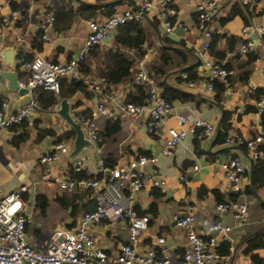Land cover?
Instances as JSON below:
<instances>
[{
  "label": "crops",
  "instance_id": "crops-1",
  "mask_svg": "<svg viewBox=\"0 0 264 264\" xmlns=\"http://www.w3.org/2000/svg\"><path fill=\"white\" fill-rule=\"evenodd\" d=\"M2 1L5 0H0V2ZM139 1L10 0L15 5L14 9L19 11V15L17 19L10 21L8 24L0 23V66L5 69L9 68L3 63L1 53L4 48L12 49L15 57L13 61L14 69L17 72L19 81L23 82L27 79V73L23 70V63H21L24 55L29 54L31 58L40 56L51 61L62 62L68 60L73 53L80 51L88 32L87 19L80 16H76L70 27L65 30L57 29L53 23L52 29L48 33V39L42 40L39 38L40 47L35 48L33 46V40L39 32L37 22L51 8L57 9L63 4L77 7L82 2L91 5L98 4L100 8L95 16L103 18L106 17L108 9H112L113 13L122 12L135 8ZM196 1L173 0L172 5L178 11L175 20L187 27L186 31L177 24L173 25L171 30L166 31L162 18L158 16L156 10L145 17L143 25L147 28L150 35L151 42L149 45L156 48V53L157 47L160 45L157 31L163 37H168L177 42L180 41L186 48L192 49L194 59L199 62L194 52L197 42L202 37V33L196 28ZM234 2L240 4V0L222 2L210 22L212 30L216 28L222 30V34L214 43L215 51L225 52L224 57L219 60L229 64L228 67L235 70V74L231 77L230 88L225 90L221 105L213 101V91H209L205 87L200 74V64L197 66L198 77L195 79L193 87H189L186 81L178 79V76L181 75L182 77L183 72L181 74L179 72H169L166 75H159L158 80L153 77L157 84L164 81L173 87L184 91H193L196 94L198 99L195 102L174 100L173 105L175 113L187 114L193 112L214 124V132L201 142H194L191 136H188L181 144L176 146L173 154L164 155L161 151L168 137V128H180L175 116L166 117L163 124L157 126L154 132L150 133L148 132V119L146 116L133 118L118 114L117 120H119L120 128L117 131L110 132L108 135L100 134V139L94 142L93 147L84 148L75 158H69L68 153L67 155H62L49 167H43L38 162V156L55 141L53 137L48 135L38 138V128H52L57 134H61L71 127L57 114L60 101L46 109L38 108L32 118L25 120L24 127L19 124L15 126V131L10 128L0 130V198L10 194L20 186L27 188V208L25 213L29 217L27 231L28 240L32 244L37 246L40 240L46 238L55 229H68L80 221L82 212L72 215L70 208H63L54 200L57 194H61L64 191L59 188L56 181L57 178L62 174V170L69 167L75 159H80L83 169L92 174L95 172L100 159L108 158L116 166L128 163L141 154H147L157 156V166L165 177V184L161 187H152L149 183H146L141 190L132 194L134 208L146 210L150 203L156 202L157 204V214L154 217L149 215V224L140 235L139 251H145L152 247L157 248L160 255H168L170 257L171 262L169 264H178L186 236L185 231L176 227L172 222V216L177 212L190 211L194 216V228L200 234L216 219H220L225 224L234 225L235 222L229 212L220 214L217 210L216 205L218 203L211 192L212 190H217L223 199L237 195L239 197L238 201H245L248 206L246 224L234 226L229 231L228 238L218 237L219 245L222 242L229 244V253L222 255L221 261L224 264H254L251 259V253L245 252L246 244L243 239L258 229L264 228V185L254 195L245 194L243 189L249 184L250 179L247 175H244L240 182V192H233L230 182L225 177L221 163L234 155H238L245 168L249 170L252 164L250 150L227 144L225 139L217 141L223 109L233 111L230 132L240 133L257 143L263 140L260 114L257 112L258 108L256 112L244 113V110L247 104L256 106L257 99L250 92L251 86L264 90V49L260 44L256 46L255 52L259 57L248 66L251 72L247 82H241L239 75L243 69L240 68V64L245 62L247 57L246 54H238L237 50L243 39L241 28L245 23L240 16H235L222 26L218 22V13L221 12L222 16H225ZM248 7L250 12L247 17L248 22L262 24L264 20V1L250 0ZM2 14L6 15L9 12L5 9ZM156 20L158 21L157 26L153 23ZM115 33L116 30L108 33L99 44V48L103 50L113 46ZM226 35H233L237 39L235 49L232 51L226 50ZM252 39L256 42V39ZM131 54L133 53L131 52ZM155 54L151 56L149 61L152 59L151 62L157 64ZM210 54L215 57L211 51ZM237 55L239 56L236 57ZM135 72L136 68H134ZM85 80L88 83V91L91 93V97L87 98L83 93L78 92L70 99L67 98L70 103V114L74 119L76 113L85 109L92 111L99 102L106 103L114 113H117L114 99L118 96L123 99L124 94L133 88L132 85H127L129 81L111 85L107 89L99 77L93 79L85 77ZM99 86L105 91L102 95L95 89ZM4 98L8 99L10 103L9 112L19 108L14 107L19 95L9 92L4 81L0 80V101ZM77 102L78 105L75 106L74 104ZM110 122H113V120L107 116H99L97 118V124L102 132L106 131L107 124ZM251 126H253L254 130L251 129ZM23 131L26 134L25 138L17 144L11 143L12 138ZM73 139L74 137L69 140H62L70 151L73 147ZM184 163L188 164L184 165ZM195 164L198 165L197 169L192 168ZM46 171H50L52 174V178L49 180L42 179ZM79 171L81 170H78L73 175L80 177ZM180 176H184L185 180H181ZM39 177L40 179H38ZM39 180L49 185H56L58 189L52 195H49V192L44 188L39 192L44 193L48 197V206L45 214H42L35 206L30 209L28 203V197L32 189L36 190L40 184ZM32 186H35V188H32ZM201 187L208 191L203 190L199 194ZM76 190L82 192V189ZM70 193V191H67L66 195L69 196ZM82 196L77 198L76 204H85L87 198H92L93 194L85 195L86 199L82 198ZM90 231L94 236L96 245L114 256L119 250L121 243L126 239L127 224L125 220L114 223L101 221L91 224ZM161 237L164 241L162 244H158L157 239ZM241 245L244 247V255L239 252ZM253 253L263 259V262L258 264H264V247L255 250Z\"/></svg>",
  "mask_w": 264,
  "mask_h": 264
},
{
  "label": "built area",
  "instance_id": "built-area-1",
  "mask_svg": "<svg viewBox=\"0 0 264 264\" xmlns=\"http://www.w3.org/2000/svg\"><path fill=\"white\" fill-rule=\"evenodd\" d=\"M226 0H197L195 5L196 28L202 33L201 40L197 42L195 54L201 67V76L207 90L213 91L215 82L222 83L226 90L230 88L231 77L235 70L210 54L211 39L214 33L221 35L219 28L211 29L210 22L216 14L222 2ZM264 1V0H260ZM173 0H140L135 8L122 12H114L109 16L99 18L97 16L87 19V35L80 51L73 53L66 61H51L40 56L26 60L22 64L27 73V79L20 82L21 86L28 89L31 97L27 105L9 112L8 99L0 101V130L8 129L14 125L32 118L38 109V102L34 98L37 88L51 90L58 94L60 79L68 77L79 79L80 68L86 53L95 45L100 44L105 36L114 31L118 26L129 21H143L145 17L156 10L162 18L166 31L171 30L177 24L184 31L187 27L175 20L178 11L172 5ZM240 4L250 5V0H240ZM7 9L9 14L3 15ZM19 11L14 9L10 0L0 2V23L8 24L17 19ZM55 21V9L51 8L37 22V29L41 32V39H48V33ZM243 39L238 47V54L255 52L260 44L263 49L264 20L262 24L245 23L241 28ZM256 35L257 41L252 39ZM156 53V48L151 45H143L140 55L136 58V72L127 85H141L147 90V98L142 103L124 102L118 96L114 99L117 113H114L106 103L99 102L90 112V115L75 114V119L80 123L85 136L96 142L100 139V129L97 124L99 116H107L112 120L118 118V114L133 118L147 117L148 132L153 133L155 128L163 124L168 116L177 118L180 128L169 127L168 137L164 142L161 153L173 154L177 145L181 144L188 136L194 142H201L210 136L214 130V124L208 119L190 112L187 114L175 113L173 101L163 96L162 88L158 86L153 76L149 73L147 62ZM259 56H257L258 58ZM187 75L182 73V78ZM101 82L103 79L101 78ZM189 87H193L195 80H188ZM95 89L102 95L104 89ZM256 86H251L250 92L255 95ZM256 101L258 111L264 109V94L258 96ZM225 143L244 147L250 150L252 160L264 162V150L258 148L257 142L240 133L230 132L225 137ZM70 149L64 142H54L47 150L40 153L38 162L43 167H49L62 155H67ZM158 158L154 155L141 154L128 163L108 167L103 159L97 163L94 173L85 171L80 159L62 170L57 178L60 189L72 191L76 189H90L96 207L92 211H85L80 221L68 229H55L46 238L36 245L28 240L27 225L29 217L25 213L27 201L23 197L27 192L25 186H20L10 194L0 198V264H169L168 255H160L157 248H149L139 251L140 235L149 224L147 214H139L134 208L132 194L141 190L146 183L152 187H161L165 184V177L157 166ZM226 179L230 182L232 191L241 190V180L244 177L245 166L238 155L230 157L221 163ZM197 169L198 165L192 166ZM78 170L84 172V176L76 177L73 174ZM52 178L50 171L43 174L42 179ZM185 180L184 176L179 177ZM217 210L220 214L229 212L234 220V225L223 223L220 219L214 220L202 234L194 228V216L188 212H177L172 216V222L176 227L185 231L186 240L182 248L178 264H224L222 255L218 252V237L228 238L229 231L234 226H242L247 222L248 206L245 201L219 202ZM125 220L127 224V236L121 243L117 253L112 256L95 243L90 226L93 223L105 221L114 223ZM164 239L158 238L157 243L162 244Z\"/></svg>",
  "mask_w": 264,
  "mask_h": 264
},
{
  "label": "trees",
  "instance_id": "trees-1",
  "mask_svg": "<svg viewBox=\"0 0 264 264\" xmlns=\"http://www.w3.org/2000/svg\"><path fill=\"white\" fill-rule=\"evenodd\" d=\"M13 8H15L14 3L11 2ZM249 5L241 6L239 3L234 2L231 4L227 14L225 16L219 17V25H224L226 22L232 20L235 16H240L244 23H248L247 17L249 15ZM100 8L98 4H87L80 3L77 7L73 5L63 4L62 6L55 9V21L54 26L57 29H67L73 22V19L76 16H80L84 19H90L95 17L97 10ZM113 13L112 9H108L106 16H109ZM154 25L157 26L158 21H153ZM116 33L113 39V46L107 49H100L99 44L92 47L85 55V59L82 62L80 73L82 78L72 79L68 77H62L60 79V89L58 94H55L51 90L44 88H37L35 90L34 98L38 102V108L46 109L53 106L62 98L70 99L76 93H83L85 97L90 98L91 93L88 91V83L85 80V77L88 79H93L96 77L102 78L105 84V88L109 89L111 85H118L130 81L134 76V68L136 64V57L140 55L141 48L143 45H149L150 35L148 30L143 25V21H129L125 24L118 26ZM156 33L159 36L160 45L157 47V53L155 54L156 63H152V59L147 63V68L149 73L158 80L159 75H166L169 72H183L187 75L186 78H182L181 75L178 76L180 81L195 80L197 75V66L199 62L196 61L193 57V50L186 48L182 42L173 41L168 37H163L157 31ZM220 35L214 33L211 39L210 51L217 59H222L224 57V51H215L214 43ZM41 38V32H38L33 40V46L35 48L40 47V42L38 39ZM264 45V36L262 39ZM237 44V39L233 35H226V50L232 51L235 49ZM131 52L133 54H131ZM237 55L236 57H238ZM246 61L240 64L241 71L239 78L241 82H247L250 75V68L248 67L256 58V52L246 53ZM31 55H24L22 57L21 63L26 60H29ZM229 66V64H226ZM159 86L162 88L163 96H165L169 101L179 100L184 102H195L198 98L193 91H184L179 88L173 87L169 84H166L164 81L158 82ZM226 87L220 83L215 82L213 89V101L218 105H221V102L224 98ZM264 90L258 88L255 92L256 99L258 100L260 95H262ZM147 98V90L141 85L133 86L132 90H128L123 97L124 102H133V103H142ZM78 105V102L74 104ZM257 107L253 104H247L244 110V113L256 112ZM91 110L85 109L79 113L90 115ZM232 113L230 110H222V116L219 123V129L217 134V141H223L226 135L230 132L232 126ZM260 124L262 127V137L263 140L257 143L258 148L264 150V109L260 111ZM26 121H23L21 124L24 127ZM19 125V124H18ZM119 120H113L107 124V129L105 132L100 131L101 135H108L110 132L117 131L119 126ZM17 125L10 127L12 130H16ZM51 136L54 138L55 142L62 140L72 139L75 135V131L72 127L65 130L61 134H57L52 128H38L37 136L38 138L44 136ZM26 134L24 131L15 135L11 143L17 144L25 138ZM246 150V148L242 147ZM103 161L108 167H113L114 162L109 161L108 158H104ZM188 163H184L186 165ZM245 175L250 179L249 184L245 186L243 192L245 194L254 195L258 189L264 185V162L260 160H252V164L249 170H245ZM84 172L79 171V176H84ZM207 189L200 188L199 194L202 191ZM70 195H66L67 191L64 190L63 193L57 194L54 200L63 208H70L71 214H78L80 212L84 213L85 211H92L96 207L95 199L87 198V194L92 195L93 191L90 189H82L81 191L72 190ZM88 192V193H87ZM216 199V202H225V201H238L239 197L237 195L230 196L229 198L223 199L217 190L211 191ZM87 198L85 204H76L77 198L79 196ZM23 197L27 199V194L24 193ZM34 206L42 214H45L46 208L48 206V197L44 193H39L35 196ZM139 214H147L148 216H155L157 214V204L152 202L149 204L146 210H141L140 208L135 207ZM150 221V216H149ZM264 228L258 229L256 232L246 236L243 241L246 244L245 252L251 253V259L254 264L263 262V259L260 258L256 253H253L255 250L264 247ZM218 252L221 255H227L229 253V244L222 242L218 246Z\"/></svg>",
  "mask_w": 264,
  "mask_h": 264
},
{
  "label": "water",
  "instance_id": "water-1",
  "mask_svg": "<svg viewBox=\"0 0 264 264\" xmlns=\"http://www.w3.org/2000/svg\"><path fill=\"white\" fill-rule=\"evenodd\" d=\"M252 38L256 39L257 41L256 35H253ZM12 51L13 50L10 48H4L1 53L3 63L9 68L5 69L0 66V80L4 81L9 92L17 93L19 95V99L14 103V107H22L30 102L31 97L28 94V89L20 85L17 72L14 69L13 61L15 57ZM57 114L75 131L73 147L68 154L69 158L77 157L84 148L93 147L94 143L85 136L80 123L74 120L70 114V103L67 98H62L60 100Z\"/></svg>",
  "mask_w": 264,
  "mask_h": 264
},
{
  "label": "rangeland",
  "instance_id": "rangeland-1",
  "mask_svg": "<svg viewBox=\"0 0 264 264\" xmlns=\"http://www.w3.org/2000/svg\"><path fill=\"white\" fill-rule=\"evenodd\" d=\"M222 16V13L219 12L218 13V17H221ZM251 129L254 130L253 126H251ZM39 175V174H38ZM40 179V177L38 178ZM40 184L38 186V188L36 190H33L32 188H35V186H32V191L29 195V199H28V203H29V208L30 209H33L34 207V196L37 195L39 192H41V189L44 188L47 192H49V195H52L53 193H55L58 189L56 188V185H49L48 183H44V182H41L39 180ZM33 212V211H32ZM35 214V213H34ZM243 246L241 245V248L239 249V252L244 255V252H243Z\"/></svg>",
  "mask_w": 264,
  "mask_h": 264
}]
</instances>
